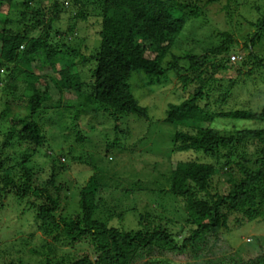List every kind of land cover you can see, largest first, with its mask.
<instances>
[{
  "label": "trees",
  "instance_id": "1",
  "mask_svg": "<svg viewBox=\"0 0 264 264\" xmlns=\"http://www.w3.org/2000/svg\"><path fill=\"white\" fill-rule=\"evenodd\" d=\"M31 1L0 0V71L3 69L4 72L17 73L16 77L8 79L3 97H8L9 90L17 88L30 91L27 104L21 106L26 113L11 116L9 130L0 145V172L5 171L0 174V204L10 194L17 201L26 200L27 206L33 210V221L37 222L38 228L45 229L47 234L56 230L61 232L62 239L56 235L54 241H63L72 248L81 243L89 246L82 251L58 255L54 244L36 245L30 250V254L38 258L36 264H132L144 249L149 253L164 255L162 260L166 264H184L175 259L183 257L182 254L188 249L195 257H201L196 252L201 242L200 246L207 249L203 256L210 254L209 251L217 244L222 231L228 229L230 217L232 222L239 225L252 220L264 222V103L259 111L231 108L223 109L222 112L211 111L210 105L226 104L228 96H232L228 89L221 98L216 97L211 101L213 104L210 101L204 106L199 104L198 99L202 96L210 98L205 87L214 84V81L202 79L201 71L193 78L187 71L206 69L208 65L212 69L225 70L230 66L235 69L234 63L238 62L236 57H239L237 54L235 59L230 56L231 47L237 43L232 34L217 32L213 25L205 33L199 31L203 24L209 22L201 20L204 12L198 4L200 0L94 2L99 11L97 43L90 58L82 55L84 63L93 66L90 68L92 93L87 96L83 95L84 82L75 69V56L78 52L65 43L61 47L67 51L60 50L56 47L58 45L51 44L47 39L58 18L59 3L54 0L50 17L44 18L38 16L37 9L31 7ZM72 1L81 3L82 8L89 4L88 0ZM230 1L226 0L225 8ZM241 2L244 3L243 0ZM262 15L261 20L251 24L256 30L244 41L248 56H244L241 62L244 65L249 63L248 58L251 62L246 75H252L255 68L262 67L264 71V57L256 51L258 42L264 40V13ZM74 16L81 20L86 18L82 10ZM40 26H43L41 34L37 37L28 36L31 29ZM73 28L72 25L68 30ZM184 33L191 36L200 33L204 39L208 37L215 43L204 48L202 55L182 54L181 49L176 54L172 50L176 48V42H181L183 47L186 44L191 46L194 41L188 37L181 39ZM214 56H220L219 62L208 64L207 59ZM35 60L47 61L51 69L60 62L65 63V66L58 77L50 75L47 80L46 76L33 75L30 83H26L24 79L28 78ZM183 60H188L187 68L180 66ZM10 66L14 67L10 69ZM169 71L177 76L182 90L193 82L198 83L196 92L191 96L179 104H169L164 122L181 127L173 134V150L193 151L211 158V162L198 159L174 160L169 172L162 175L167 190L183 204L180 214L185 211L184 223L190 226L188 234L177 240L174 229L167 226L170 222L168 217L161 219L147 212L138 214L135 227L128 229L107 225L94 218L102 200L103 183L106 184L101 180L94 184L96 174L90 177L88 185L80 189L77 203L79 211L71 216H60L62 190L65 186L57 181L58 161H51L48 179L37 186L34 184L33 171L29 168L37 149L47 145L42 117L39 122L40 111H46L49 107H62L69 111L72 130L78 136L81 135L76 127L78 123L74 124L73 119L81 115L102 112L114 119L116 124L122 116L147 118V108L135 99L131 91V74L143 72L154 81ZM237 71L240 73L241 69ZM51 86L57 90V99L52 97ZM5 105L8 106L7 101ZM36 117H39L38 121ZM219 118L237 122L242 119L257 121L259 125L225 132L218 123ZM14 137H18L17 145L24 144L25 148L16 157L15 165L12 161L14 152H8L13 148ZM116 141L108 144L106 150L114 147ZM219 172L222 174L219 175ZM29 236H32V232ZM206 238H211L212 243L208 244ZM11 249L9 245L5 252L9 254ZM9 264L26 263L19 258ZM216 264H264V250L247 260L223 259Z\"/></svg>",
  "mask_w": 264,
  "mask_h": 264
},
{
  "label": "rangeland",
  "instance_id": "2",
  "mask_svg": "<svg viewBox=\"0 0 264 264\" xmlns=\"http://www.w3.org/2000/svg\"><path fill=\"white\" fill-rule=\"evenodd\" d=\"M53 1L32 0L31 7L37 9L38 16L48 18L52 13L51 3ZM88 1L89 4L82 8L79 2L57 0L60 12L57 20L53 23L54 28L50 30L47 38L51 44L58 45L56 47L60 50L67 51L61 47V44L65 43L78 52L75 56V69L81 77V81L84 82L82 86L84 96L92 93L90 68L93 66L91 63H84L82 55L87 58L93 55L98 38L99 11L94 4L97 0ZM243 1L244 3L241 0H232L228 3L227 8L224 7L227 4L226 0L198 1L204 12L201 20L209 21L203 24L199 31L205 33V30L208 31L213 25L217 32L232 34L237 43L231 47L230 56L232 58V56L236 57L235 54L239 55L236 57L238 62L234 63L235 69L231 66L226 67L225 70L212 69L208 65V68L205 67L206 69L187 71L191 73L192 78L201 71L202 79L207 82L214 81V84L205 87L210 98L202 96L203 98L198 99L201 106L208 104L209 101L211 103L216 97L221 98L228 89L231 90L232 96H228L226 104L224 102L222 105H210L211 111L222 112L223 109L228 108L259 111L264 103L263 68H255L252 75H246V70L251 66L250 59L248 58L249 63L245 65L241 62L244 56H248L244 41L256 30V27L251 24L257 23L258 19L261 20L263 16L264 0ZM20 7L23 8V5ZM80 10L86 15L84 20L74 16ZM197 20L199 21V19ZM194 21L196 22V19ZM72 25L74 28L69 31L68 28ZM193 26L196 28V25ZM21 27L22 25L19 28ZM41 32H43V26L31 29L28 36L37 37ZM203 36L200 33L197 36L184 33L180 38L188 37V39L194 40L192 45L184 44L186 47H181V42H176V48L172 50L176 54L180 53L181 49L182 54L202 55L204 48L215 43L208 37L204 39ZM258 44L256 51L264 57V51L262 53L264 40L261 39ZM19 49L21 48L19 47ZM219 59L220 56L209 57L207 62L211 64L219 62ZM179 64L186 68L189 65L188 60H183ZM64 66L65 63L60 62L53 65L51 69L47 61L35 60L28 78L25 77L24 80L26 83H30L33 75L46 76L47 80L50 75L58 77ZM13 67L10 66V69ZM236 69H241V72L238 73ZM16 74L11 71L4 72L3 69L0 71V145L9 130L11 116L26 113L21 106L24 107L27 104L29 90L18 88L9 90L10 95L6 98L3 97L8 79L12 76L16 77ZM129 83L135 99L147 108V118L122 116L116 124L114 119L102 112L81 115L80 118L73 119L74 124L78 123L76 127L81 134L78 136L76 131L72 130L71 120L68 117L69 111L62 107H49L46 111H40V118L36 117L35 119L38 121L39 118V122H41L42 117L44 125L42 127L45 129L47 145L37 149V152L32 156L31 164H28L30 170L33 171L34 184L37 186L42 184L44 179H48L51 161L57 160L59 172L57 181L65 186L62 190V206L59 215L67 217L73 215L75 211H79L77 203L80 189L88 185L90 177L96 174L97 180L94 181V184L99 183V180L106 184L103 183L102 200L94 218L107 225L128 229L135 227L137 216L140 213L147 212L153 216H160L161 219L168 217L170 222L167 223V226L174 229L173 232L176 233L177 240H181L188 234L190 226L184 223L185 211L180 214L182 202L167 190L166 180L162 175L169 172L170 164L174 160L198 159L211 162V158L193 151L174 152L173 134L181 127L167 124L164 119L167 116L169 104H179L187 96H191L196 92L195 88L198 83L193 82L182 90L177 76L171 71L154 81H151L149 76L143 72H133ZM50 91L53 99H57V90L51 86ZM5 101L8 102V106L5 105ZM218 123L223 126L225 132L242 127L254 128L259 125L257 121L245 119L237 122L219 118ZM116 127L117 129H115ZM185 129L192 130L190 127H185ZM17 138L14 137L13 148L8 150L15 154L12 160L13 164L17 161L16 157L19 152L25 149L24 144L17 145ZM115 140L117 141L114 147L106 150V146ZM3 172L5 171H1L0 174ZM220 174L222 173L219 172ZM215 180L217 181V179ZM218 182L221 184L220 181ZM32 212L33 210L27 206L26 200L17 201V198L11 194L2 199L0 204V264H9L19 258L26 264H36L37 257L32 256L30 250L42 243L54 244L58 255L82 251L89 247L87 243L76 244L73 248L64 244L63 241H60L63 236L59 230L47 234L45 229L37 227L36 221L34 223V213ZM31 232L32 236L30 237L29 233ZM56 235L60 239L57 242L54 241ZM206 241L208 244L212 243L211 238H206ZM200 244L196 247V252L201 257H195L188 249L182 254L183 257L175 260L184 264L186 262L216 264L217 261L223 259L242 261L253 258L264 250V222L252 220L239 225L232 222V217H230L228 229L222 231L217 244L209 251L208 256H203L207 249ZM9 245L12 249L8 254L5 251ZM163 257L165 256L156 255L154 252L149 253L144 249L132 264H166L162 260Z\"/></svg>",
  "mask_w": 264,
  "mask_h": 264
},
{
  "label": "clouds",
  "instance_id": "3",
  "mask_svg": "<svg viewBox=\"0 0 264 264\" xmlns=\"http://www.w3.org/2000/svg\"><path fill=\"white\" fill-rule=\"evenodd\" d=\"M235 57L234 56H232V59H234Z\"/></svg>",
  "mask_w": 264,
  "mask_h": 264
}]
</instances>
